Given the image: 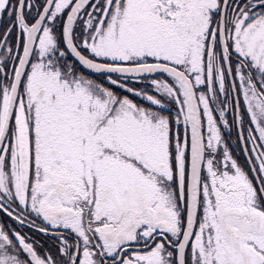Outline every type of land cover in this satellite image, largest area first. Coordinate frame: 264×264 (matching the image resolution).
<instances>
[{
  "label": "snow or ice",
  "instance_id": "6c2138e0",
  "mask_svg": "<svg viewBox=\"0 0 264 264\" xmlns=\"http://www.w3.org/2000/svg\"><path fill=\"white\" fill-rule=\"evenodd\" d=\"M0 264H264V0H0Z\"/></svg>",
  "mask_w": 264,
  "mask_h": 264
}]
</instances>
